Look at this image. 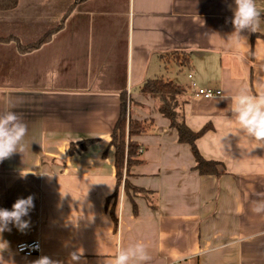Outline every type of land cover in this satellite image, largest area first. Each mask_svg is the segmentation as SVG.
Segmentation results:
<instances>
[{"label":"crops","instance_id":"1","mask_svg":"<svg viewBox=\"0 0 264 264\" xmlns=\"http://www.w3.org/2000/svg\"><path fill=\"white\" fill-rule=\"evenodd\" d=\"M72 4L40 48L21 53L14 41H0V114L16 112L28 129L23 153L0 162V208L29 195L35 205L25 231L9 225L3 233L5 259L31 264L46 255L68 264L79 251V264H109L119 247L139 241L148 264H264V214L251 211L264 198V147L234 135L229 101L220 99L264 92V0H256V31L239 41L230 36L234 0H19L0 11V37L34 42ZM51 70L59 77L50 83ZM160 76L183 89L187 125L210 126L196 145L224 164L223 174H200L191 146L141 92ZM192 83L222 94L195 97ZM123 91L131 118L153 125L133 137L142 160L129 180L143 191L131 198L121 185L114 218L107 208L117 187L110 141ZM87 139L94 141L82 148ZM34 240L39 252L17 251Z\"/></svg>","mask_w":264,"mask_h":264},{"label":"clouds","instance_id":"2","mask_svg":"<svg viewBox=\"0 0 264 264\" xmlns=\"http://www.w3.org/2000/svg\"><path fill=\"white\" fill-rule=\"evenodd\" d=\"M233 12L230 20L233 25L237 41L245 38L242 32L254 33L259 25L262 10L257 7L256 0H234V7L228 6ZM46 76L49 82H54L59 77L56 70L49 71ZM220 99L229 101V112L231 119L236 124L235 134H244L254 141L258 147H264V92L258 95L249 94L245 89L231 96H221ZM27 125L22 122L21 117L14 111L0 114V162L10 158L14 153L24 151V138L27 135ZM34 197L18 198L12 205L11 210L0 208V264H15L11 259H5V253H10L8 241L3 239L5 231H11L9 225L15 226L19 231H25L30 224L28 217L34 208ZM254 214H264V198L254 200L251 205ZM82 253L72 252L69 254L68 264H79ZM151 261L146 245L136 242L128 247H119L114 258L109 264H148ZM31 264H61L60 261L42 255Z\"/></svg>","mask_w":264,"mask_h":264},{"label":"trees","instance_id":"3","mask_svg":"<svg viewBox=\"0 0 264 264\" xmlns=\"http://www.w3.org/2000/svg\"><path fill=\"white\" fill-rule=\"evenodd\" d=\"M18 3L19 0H0V11L13 9ZM73 8L74 4L69 7L56 28L47 31L34 42L23 44L18 37L13 35L7 38L0 37V41H14L21 53L32 52L51 40L53 34L63 27L69 12L72 11ZM176 57L181 56L178 55ZM141 92L155 99L160 113L170 120L172 127L176 128L179 140L191 146L196 161L195 169H197L200 174L218 176L225 172L226 168L222 162L208 160L198 150L196 141L210 129V126L207 125L201 130L194 131L187 125L183 108L185 102L183 99V89L173 79L163 76L147 79L141 87ZM130 105L131 102L127 92H121L120 114L113 129L110 141V146H113L115 149L117 187L112 196L107 199V208H109L114 218L119 201V188L122 184L124 186L125 195L128 197L132 198L143 191L133 185L129 180L131 167L142 160L140 156V145L133 140V137L146 133L153 125V120L151 119H132ZM93 141L94 139H87L80 142V145L82 148H85ZM74 151L75 148L71 146L70 152L73 153ZM135 212H137L136 209ZM115 221L117 223L116 219Z\"/></svg>","mask_w":264,"mask_h":264},{"label":"built area","instance_id":"4","mask_svg":"<svg viewBox=\"0 0 264 264\" xmlns=\"http://www.w3.org/2000/svg\"><path fill=\"white\" fill-rule=\"evenodd\" d=\"M189 76L192 77L191 74ZM190 90L193 96L198 98L201 97L209 99L215 96H220L222 94V91L220 89L199 87L195 83H192ZM40 249L41 243L39 240H34L31 242H21L17 245V251L26 255L37 253L40 251Z\"/></svg>","mask_w":264,"mask_h":264},{"label":"rangeland","instance_id":"5","mask_svg":"<svg viewBox=\"0 0 264 264\" xmlns=\"http://www.w3.org/2000/svg\"><path fill=\"white\" fill-rule=\"evenodd\" d=\"M130 112H131V106H130ZM122 186H123V184H122Z\"/></svg>","mask_w":264,"mask_h":264}]
</instances>
